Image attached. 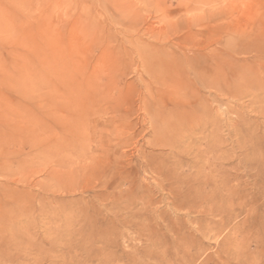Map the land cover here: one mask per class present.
<instances>
[{
  "label": "rangeland",
  "instance_id": "rangeland-1",
  "mask_svg": "<svg viewBox=\"0 0 264 264\" xmlns=\"http://www.w3.org/2000/svg\"><path fill=\"white\" fill-rule=\"evenodd\" d=\"M0 264H264V0H0Z\"/></svg>",
  "mask_w": 264,
  "mask_h": 264
},
{
  "label": "bare ground",
  "instance_id": "bare-ground-1",
  "mask_svg": "<svg viewBox=\"0 0 264 264\" xmlns=\"http://www.w3.org/2000/svg\"><path fill=\"white\" fill-rule=\"evenodd\" d=\"M139 54V53H138ZM148 54V53H147ZM146 54V55H147ZM213 55V54H212ZM189 58V56H188ZM142 59V58H141ZM191 60V58H189ZM189 59H187L189 61ZM193 61H196V60H191V62L189 64H191ZM198 63V61H197ZM201 63V62H200ZM219 63V62H218ZM196 65V64H195ZM194 65V67H195ZM215 65V64H214ZM192 66V64H191ZM197 68V67H196ZM216 68V67H215ZM214 68V69H215ZM190 69H192L190 67ZM196 70V69H195ZM200 70V68H199ZM194 71V70H193ZM192 71V72H193ZM216 71V70H215ZM195 72V71H194ZM198 72V71H197ZM214 72V70H213ZM218 72V71H217ZM202 73V72H201ZM203 74V73H202ZM217 74V73H216ZM208 75V74H207ZM206 75V76H207ZM205 76V75H204ZM195 76H193L194 78ZM215 77V76H214ZM219 77V76H218ZM187 78V77H186ZM198 78L201 79V80H204L203 77H201L200 75H198ZM212 78V77H211ZM210 78V79H211ZM215 79V78H213ZM211 82V81H209ZM214 82V81H213ZM219 82V81H218ZM221 82V81H220ZM219 82V83H220ZM208 83V82H207ZM208 85V84H207ZM213 84H211L212 86ZM210 86V85H209ZM221 86V85H220ZM162 87V86H161ZM201 87V86H200ZM164 88V87H163ZM214 88V87H213ZM221 89V88H220ZM219 93V92H218ZM174 94V93H173ZM172 96H170L169 98L171 99ZM168 98V99H169ZM172 100H173V97H172ZM159 101V100H158ZM171 101V100H170ZM176 101V100H174ZM194 101V100H193ZM196 101V100H195ZM173 102V101H172ZM201 102V101H200ZM182 104L180 101L178 102V104ZM184 103V102H183ZM142 104V103H141ZM174 104V103H173ZM177 104V103H176ZM184 106V105H183ZM198 106V105H197ZM207 108V107H206ZM175 109V108H174ZM183 109V108H182ZM200 109L198 111H189V112H186V116L188 117V123L191 124L194 122L195 125H200V126H203V128L205 129L206 128V125L209 123V121L211 122L212 120H208L207 119V116L205 115H201V113L199 112ZM202 112V111H201ZM182 113V112H181ZM163 114V113H161ZM160 114V116H161ZM180 114V112H179ZM156 116V115H155ZM164 117V114L162 115ZM176 117V116H175ZM173 118V117H172ZM215 121V122H214ZM213 122H211L213 124V126H216L217 127V122H216V119H214ZM220 121V120H219ZM153 122V121H152ZM153 124V123H152ZM169 124V123H168ZM166 126H169V125H166ZM157 129V128H156ZM170 128L169 127V133L172 132V134L175 135V132L174 131H170ZM212 129V128H211ZM174 130V129H173ZM178 130H176V133H177ZM216 133V132H215ZM162 134V133H160ZM185 134V133H184ZM211 135V134H209ZM214 135V133H213ZM163 136V134H162ZM217 136V135H216ZM208 138V136H207ZM212 138V136H211ZM214 138V137H213ZM212 138V139H213ZM218 138V137H217ZM211 140V139H210ZM209 140V141H210ZM214 140V139H213ZM208 141V142H209ZM218 141V140H217ZM166 143V142H165ZM213 145V144H212ZM174 148V147H173ZM188 149V148H187ZM213 149V148H212ZM211 149V150H212ZM202 150V149H201ZM215 150V149H214ZM183 152V151H182ZM203 153L206 152V150H202ZM208 152V151H207ZM206 152V153H207ZM210 153V152H209ZM208 153V155H209ZM213 153V152H212ZM211 154V153H210ZM212 155V154H211ZM177 157V156H176ZM201 157V155H200ZM205 157V156H204ZM200 159V158H199ZM208 160V159H207ZM209 161V160H208ZM206 162V165L203 164L202 162V168L204 166L205 169H208V173L210 172H214L216 173L215 177H213L210 181V179H206V176H203L201 175L200 173L196 174L195 176L196 177H193L192 176V173L188 172V168L186 167L185 169H181L180 170V173L179 174H171L170 172H164L163 170L161 169H155L156 171L154 172L157 177L159 179H161L160 181H163V182H167L169 183V187H170V191L174 194L176 192V188L177 189H181V193H183V196L184 197H187L189 196V194L191 193V191H194L195 194L198 193V196L196 197L197 201L200 202L201 205V210L200 212L206 216V215H209L210 217H213V218H217L216 222H215V225L212 227V232L214 233V235H218L221 233L223 227L233 218L232 217V214L229 212V210L225 209L224 206L225 204L223 203L224 202V199H217L216 202H213L214 199L217 198V192L216 190L218 189V185H216V183L219 181V176H218V173L219 170L216 168V166H214L213 163H210L205 161ZM215 163V162H214ZM181 164V163H180ZM213 166H212V165ZM182 165V164H181ZM218 165V164H217ZM221 170V169H220ZM195 171V170H194ZM198 172H201L200 170H198ZM209 175V174H208ZM201 178H204V180H202ZM211 178V176L209 177ZM224 181V179L222 180ZM179 183V184H178ZM222 183V182H221ZM220 183V184H221ZM175 185V187H174ZM156 186V185H155ZM207 191H210L212 197H210L206 192ZM180 194V193H179ZM172 195V194H171ZM178 196V195H176ZM215 197V198H213ZM231 207V206H229ZM203 226V225H202ZM195 228V227H194ZM203 229L202 227L200 228V234L203 235L202 233ZM210 231V230H209ZM98 233V232H97ZM184 246V245H183ZM181 249V248H180ZM184 251V250H183ZM188 251V250H187ZM197 252V251H196ZM200 252V251H199ZM189 259V258H188ZM82 263V262H81Z\"/></svg>",
  "mask_w": 264,
  "mask_h": 264
}]
</instances>
